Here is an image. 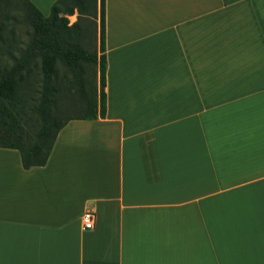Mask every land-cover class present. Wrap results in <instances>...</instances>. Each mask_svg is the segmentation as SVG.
I'll use <instances>...</instances> for the list:
<instances>
[{"label":"crops","instance_id":"0c3cea01","mask_svg":"<svg viewBox=\"0 0 264 264\" xmlns=\"http://www.w3.org/2000/svg\"><path fill=\"white\" fill-rule=\"evenodd\" d=\"M213 1L104 0L105 116L0 148V264H264V12Z\"/></svg>","mask_w":264,"mask_h":264},{"label":"trees","instance_id":"16d2710c","mask_svg":"<svg viewBox=\"0 0 264 264\" xmlns=\"http://www.w3.org/2000/svg\"><path fill=\"white\" fill-rule=\"evenodd\" d=\"M18 20L23 41L10 25ZM104 36V0H56L47 16L28 0H0V148L17 151L23 169L46 163L67 121L104 118ZM67 95L80 108L60 119Z\"/></svg>","mask_w":264,"mask_h":264},{"label":"rangeland","instance_id":"374dc122","mask_svg":"<svg viewBox=\"0 0 264 264\" xmlns=\"http://www.w3.org/2000/svg\"><path fill=\"white\" fill-rule=\"evenodd\" d=\"M50 1H52V0L44 1L46 6L48 5V3H50ZM244 1L248 2L253 7L260 6L261 11H259V12L260 13L264 12V0H257V1H255V0H244ZM239 2H242V1H239V0H214L213 4L215 5L216 12H217L218 10H220L222 8L223 5H227V6L231 5V6H234L233 8H235V6H237ZM40 9H41L40 12L42 13V15H44V16L48 15V11L46 10V7L44 8L42 6V4L40 5ZM224 16H225V19L235 20L239 16V10L238 9L230 10L228 16L227 17H226V15H224ZM67 20H68V24H71L72 22H74L75 21V14L72 16H69L67 18ZM23 23L24 22L21 20H18L15 22H10V25H12V27H14V29H15L14 32H15L16 38H19L21 41L26 39V35H24V31L29 30L28 26L23 24ZM62 69L63 68L60 67V70H62ZM57 108L59 109V111H58L59 118L63 119V118L72 117V116L76 115L79 108H80V104L75 97H71V96L67 95V96L62 97L58 100Z\"/></svg>","mask_w":264,"mask_h":264},{"label":"built area","instance_id":"2783aa9c","mask_svg":"<svg viewBox=\"0 0 264 264\" xmlns=\"http://www.w3.org/2000/svg\"><path fill=\"white\" fill-rule=\"evenodd\" d=\"M81 229L91 230L94 224V214L92 211H84L80 216Z\"/></svg>","mask_w":264,"mask_h":264}]
</instances>
